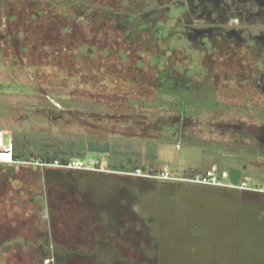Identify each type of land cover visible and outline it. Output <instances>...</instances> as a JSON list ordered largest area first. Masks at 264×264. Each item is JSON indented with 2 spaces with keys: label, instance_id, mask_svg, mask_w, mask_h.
Listing matches in <instances>:
<instances>
[{
  "label": "flooded vegetation",
  "instance_id": "flooded-vegetation-1",
  "mask_svg": "<svg viewBox=\"0 0 264 264\" xmlns=\"http://www.w3.org/2000/svg\"><path fill=\"white\" fill-rule=\"evenodd\" d=\"M4 1L8 13L9 0ZM44 2L61 8L65 18L80 9L86 10V20L99 21L104 11L106 22L124 31L123 42L139 43L134 46L139 50L130 51L167 59L149 68L156 81L160 76L168 81L155 83L157 98L148 102L155 107L157 130L175 129L180 140L187 138L195 132L188 123L194 112L177 101L197 96L213 102L220 89L239 102L235 107L222 103L227 111L222 115L235 123L219 127L234 132L230 136L243 143L242 153L264 154V122H253L260 115L248 106L264 102V0H117L102 6L97 0ZM169 81H175V88ZM97 159L99 165L90 169L21 166L19 173L6 172L0 187L22 190L26 197L20 202H26L23 210L33 220L24 228L0 227V264H264V191L250 185L242 189L229 179L216 185L188 178L163 181L144 171H124L115 157V162ZM237 162L229 168L241 169L243 181L254 161ZM83 172H91L103 187L81 190L66 183ZM212 201L235 210L207 213Z\"/></svg>",
  "mask_w": 264,
  "mask_h": 264
},
{
  "label": "rangeland",
  "instance_id": "rangeland-1",
  "mask_svg": "<svg viewBox=\"0 0 264 264\" xmlns=\"http://www.w3.org/2000/svg\"><path fill=\"white\" fill-rule=\"evenodd\" d=\"M97 1L102 6L117 0ZM11 3V7L18 11L13 26L6 25L8 13L0 10V83L20 82L29 86L28 90L11 93L0 89V129L7 131L6 144L14 138L15 152L20 159L47 151L51 149L50 145L56 151L87 155V142L95 140L110 142L112 151L110 155L89 152L88 156L104 162L109 158L112 161L114 156L119 160L117 155H120L118 164L125 165L124 171L137 167L156 174L167 168L176 175L191 178L214 166L220 174L228 173L230 163L236 165V159L240 165L241 160L244 164L252 160L251 171L244 175L243 181L254 189L264 187V154L246 150L233 155L231 159L235 160L232 162L230 155L225 158L220 150L212 154L213 161L210 162L209 156L200 160L209 146H183L175 129H160L158 126L157 130L153 126L155 107L148 102L157 98V92L156 85H150L149 81H154L156 75L155 70L149 68L167 59L150 58L130 51L139 50L134 47L139 43L130 46L123 42L124 31L117 24L106 22V12L100 11L99 21H92L86 20V10L80 9H72L68 14L71 16L65 18L61 8L48 7L43 0H13ZM10 11L12 13L11 8ZM77 13L84 16H75ZM44 32H49V36L43 37ZM47 37L50 45L44 43ZM26 40L29 43L26 44ZM162 47L167 48L166 45ZM182 64L186 65V62ZM135 66L145 69L138 72ZM164 79L165 76L162 79L165 84L168 81ZM51 109L54 112L50 114ZM52 113L57 121L50 118ZM198 129L206 130L208 126L201 123L195 132ZM197 135L204 139L202 132ZM174 137H178V141ZM144 155L153 158L150 159L152 162ZM234 156H240L241 160ZM77 158L80 157L70 156L69 159L83 160ZM83 158L87 160L88 157ZM20 167L3 169L0 183H5L6 172L19 173ZM20 193L11 186L0 187L1 228H24L33 220L32 215L23 210L22 204L26 206V202L20 200L26 196H20Z\"/></svg>",
  "mask_w": 264,
  "mask_h": 264
},
{
  "label": "crops",
  "instance_id": "crops-1",
  "mask_svg": "<svg viewBox=\"0 0 264 264\" xmlns=\"http://www.w3.org/2000/svg\"><path fill=\"white\" fill-rule=\"evenodd\" d=\"M159 72L162 73L163 70H159ZM162 77L163 76L159 77L158 80H160V81L158 84L162 83V79H163ZM156 82H157L156 80L152 81L151 85L152 84L154 85ZM173 82L175 83V81H173ZM173 82L169 81V83H173ZM174 83L172 86H174V88H175ZM31 85L34 86V84H31ZM0 86H1L0 89H2L4 92L11 93V91L17 92L19 89L28 90L29 84L20 83V82L19 83L12 82V83H4V84L0 83ZM197 93H200V91H197ZM215 94H217V95L214 98L213 102H207L206 103L203 100H197V96H194V98L192 100L189 99L187 101L186 99L185 100L182 99V100L177 101V103H179L178 105L180 108H184V109L188 108L190 110V112L191 111L194 112L193 116L191 115L192 117H190L191 121H188V123H190L193 126L192 129L196 130V127H198L201 123L203 125L208 126V129H206V130L198 129L199 130L198 132L193 131V134L187 135V138H185V139L182 138L181 142H182L183 146L185 144L186 145L187 144H194L195 146H202V148H204L205 145L209 146V149L208 150L205 149V151L203 152V156L200 160H204L205 156H209L210 162L213 161V160H211V158L213 156L212 154H216L217 152H219L220 149H221V153L224 154L225 158H227V154L230 155V158H233L232 157L233 155H236L239 152L242 153L238 149H241L244 146L243 143L238 142V139H235V138L230 136V132L234 133L233 131H230L231 129L230 130L225 129L223 131L219 127L220 125L227 126V125H229V123H235V119H229V116L222 115V113H227V111L226 112L222 111V103L227 102L228 104H231L232 106L235 107L236 103L239 102V100L235 99V97H230L229 94L224 95L220 89H217ZM248 106H255L256 110L254 111V113L260 115V117L254 118L253 122L263 123L264 122V102H263V100L262 99H261V101L255 100L254 102L249 103ZM1 108L2 107H0V109ZM6 108H8V107H6ZM48 112L51 114V112H54V111H52V109H51ZM50 118H49V123H50L51 119H55V121H57L56 117L55 116L53 117V113H52V118L51 119ZM161 125H163V122H161ZM156 126H158V125H156ZM227 128H228V126H227ZM199 132H202V134H203L202 138H204V139H201V136L197 135ZM174 139L178 140L179 138L174 137ZM198 139H200V140H198ZM206 139H208L210 141H204ZM214 139L215 140L219 139L221 142L215 143L213 141ZM183 146H181V147H183ZM176 147L181 148L178 146H176ZM212 147H214L215 149H213ZM206 153H208L209 155H206ZM144 156L146 157V155H144ZM114 157L116 158V156H114ZM117 157L119 159L118 161H120V159H121L120 155H117ZM222 157H223V155H221V158ZM92 158H94V157H92ZM146 158H148L149 160L148 159H144V160H148L150 163L152 162V160H150V159H153V158H151L150 156H148ZM31 159H34V158H31ZM18 161H22V159L19 158ZM112 161L115 162L116 160L114 159ZM148 161H147V163H149ZM5 168H7V167L0 166V179H1V175L3 174L2 171ZM23 186H25L24 183H23ZM11 187L14 189L13 186H11ZM14 190H18V192H21L19 194L20 196L25 194L20 189H14Z\"/></svg>",
  "mask_w": 264,
  "mask_h": 264
},
{
  "label": "built area",
  "instance_id": "built-area-1",
  "mask_svg": "<svg viewBox=\"0 0 264 264\" xmlns=\"http://www.w3.org/2000/svg\"><path fill=\"white\" fill-rule=\"evenodd\" d=\"M6 134L7 131L0 129V166L10 167V166L20 165L23 167H38L43 169L44 168L47 169L51 167H64L66 169L69 168L90 169L92 167H97L99 165V160L97 158H92V157L87 160L83 159V160L69 161L65 164L59 161H56L54 163H47L42 159L18 161L15 158L13 140L10 139V141L7 144L4 141ZM142 171L143 170L138 169L132 172V174L140 175ZM147 175L151 178L160 179L163 181L177 182L185 179V177L176 175L173 171L167 168H163L162 171L156 174H151L150 172H147ZM188 179L196 182L207 183L209 185H216L219 183L221 179H229V177H228V173L220 174L218 168L214 166L209 168L207 171L197 173L194 175V177ZM237 186L242 189L249 187V185L244 181H241ZM256 190L264 191V187H261L260 189H256Z\"/></svg>",
  "mask_w": 264,
  "mask_h": 264
},
{
  "label": "water",
  "instance_id": "water-1",
  "mask_svg": "<svg viewBox=\"0 0 264 264\" xmlns=\"http://www.w3.org/2000/svg\"><path fill=\"white\" fill-rule=\"evenodd\" d=\"M110 144H100V143H96L94 141H88L87 142V149L89 152L92 153H99V154H108L110 152ZM91 172H86V174H84V172L82 174H76V177H74V179L69 180L66 179V183L68 184H76L75 186L78 185L79 189H83L85 187H89V188H95L97 186L103 187V183L102 181H100V183L96 180V178L89 176ZM88 174V176H86ZM242 175L243 172L241 169H237V168H230L228 171V177L229 180L231 181V183L235 186H237L241 180H242ZM102 183V184H101ZM185 206L184 208H186V210L189 209V200L188 201H184ZM211 204V203H210ZM198 210L197 207H193V210ZM231 209L235 210V208H229L228 206H226L225 203H221V204H212L208 207H206L207 213H231ZM190 210V209H189ZM230 211V212H229ZM235 212V211H234Z\"/></svg>",
  "mask_w": 264,
  "mask_h": 264
},
{
  "label": "trees",
  "instance_id": "trees-1",
  "mask_svg": "<svg viewBox=\"0 0 264 264\" xmlns=\"http://www.w3.org/2000/svg\"><path fill=\"white\" fill-rule=\"evenodd\" d=\"M11 1L13 0H9L8 1V15H6V18H5V21H6V25L7 26H10V25H14V23L16 22V19H17V10L15 9V7H11V5L13 3H11ZM26 1H29V2H34V0H26ZM45 1V0H43ZM4 1L3 0H0V10L2 9V11L6 13V9L4 8ZM12 9V13L10 11V8ZM4 8V10H3ZM46 36H49V32L46 34V32H44L43 34V37ZM2 41V40H1ZM49 37H47V39L45 40V44L47 45H50L49 43ZM29 43L28 40H26V44ZM49 43V44H48ZM53 111V110H52ZM52 118V117H51ZM25 139H27V136H24ZM13 144H14V151H15V140H13ZM79 145L81 146L82 144L79 143ZM51 146V149L47 150V151H39V152H35L34 154H30L29 156H27L26 158L28 159H25V160H35V159H42L43 161L47 162V163H54L56 161H59L63 164L67 163L70 161V156H74L76 158V156H79L80 158H77V159H84L83 157H85L86 155L83 153L79 154V155H76L75 152H73L72 154H70L69 151H62V150H59L57 149H54V146L53 145H50ZM68 150H72V149H68ZM85 155V156H84ZM15 158L18 160L20 158V156L15 152ZM31 158H34V159H31ZM210 168V167H209ZM209 168H207L205 171H207ZM138 170V168H133V170H131L130 172L132 171H136ZM148 171V170H146ZM150 172V171H148Z\"/></svg>",
  "mask_w": 264,
  "mask_h": 264
}]
</instances>
